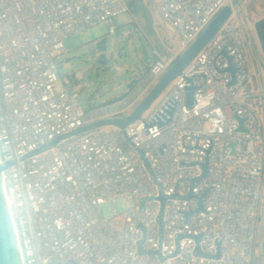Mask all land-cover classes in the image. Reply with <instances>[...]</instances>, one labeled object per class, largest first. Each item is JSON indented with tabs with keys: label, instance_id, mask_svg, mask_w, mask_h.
<instances>
[{
	"label": "built area",
	"instance_id": "built-area-1",
	"mask_svg": "<svg viewBox=\"0 0 264 264\" xmlns=\"http://www.w3.org/2000/svg\"><path fill=\"white\" fill-rule=\"evenodd\" d=\"M158 4L183 49L222 7L231 15L147 116L67 136L129 114L178 55L137 69L122 100H89L86 110L85 74L59 72L64 41L99 24L115 34L128 1L0 0V164L12 162L2 178L22 264H262L264 53L255 24L235 0ZM121 194L125 214L102 217L99 207Z\"/></svg>",
	"mask_w": 264,
	"mask_h": 264
},
{
	"label": "rangeland",
	"instance_id": "rangeland-1",
	"mask_svg": "<svg viewBox=\"0 0 264 264\" xmlns=\"http://www.w3.org/2000/svg\"><path fill=\"white\" fill-rule=\"evenodd\" d=\"M127 1L131 3L133 17L129 13L118 16L115 19V25L118 27L115 34H108V26L99 24L64 41L65 52L59 60L61 62L59 72L65 75L82 71L85 74L79 83L82 88L79 101L83 103L86 110L90 108L89 100L93 106H99L126 93L127 85L135 78L137 69L146 68V55L149 63L152 64L156 56L155 50L161 57L166 56L168 52L180 55L185 51L175 34L165 27V21L160 15L156 0ZM243 7L251 13L254 23L264 16V0L250 2L247 0L243 3ZM253 33L256 44L262 51L264 25L260 23L258 27H253ZM101 40H106L105 54L108 60L106 68H109L107 71H103V67L98 63L100 53L96 51V44ZM67 59L70 60L67 62ZM172 85L173 83L155 99L144 116H147L159 104ZM71 86L74 87V84L71 83ZM57 87L62 89V82L58 83ZM113 208L118 213L125 214L127 208L125 195L117 196L113 205L110 202L102 204L99 207V213L102 217L109 218Z\"/></svg>",
	"mask_w": 264,
	"mask_h": 264
},
{
	"label": "water",
	"instance_id": "water-1",
	"mask_svg": "<svg viewBox=\"0 0 264 264\" xmlns=\"http://www.w3.org/2000/svg\"><path fill=\"white\" fill-rule=\"evenodd\" d=\"M159 2V0H156ZM239 4L245 3L247 0H235ZM231 15V8L229 5H226L222 7L219 11V13L213 18V20L207 25V27L199 34V36L191 43L189 47L185 49L183 53H181L173 63H171L168 70L160 77L157 82L154 84V86L151 88L149 93L145 95V97L142 99L140 103L136 105V107L131 111L129 114L121 116V117H115V118H109L104 119L100 121H96L92 124H88L82 128H79L77 130L72 131L69 135H79L83 132L93 130L98 127H117L120 129H125L130 124H133L134 122L141 120L143 114L150 108L152 103L155 101V99L160 96L165 89L178 77L182 74L183 70L187 67V65L195 58V56L206 46L210 40L216 35V33L220 30V28L223 26V24L228 20V18ZM165 21V20H164ZM264 25V18L257 20L255 22V28L258 27L259 24ZM165 27L168 31H170L172 34H174V29L172 28L171 24L168 21H165ZM176 37V36H175ZM106 42V40H105ZM263 46H264V40H263ZM262 46V47H263ZM105 48H99L97 46L98 51H102ZM264 53V49H262ZM160 57L156 55L154 57V61L159 60ZM70 59H67L68 62ZM231 60V58H229ZM98 63L101 67H103V71H107L109 68H106L108 64L107 56L105 53H100ZM145 63H149V58L146 55L145 57ZM232 74L235 73V69L233 67H230L229 69ZM137 79H134L129 82L127 85V89L133 88V85L137 82ZM194 91L195 89L193 87L188 88V98L187 103L188 105H192L194 102ZM127 93H124L122 96L117 97L107 103H104L103 105L112 104L115 102H118L124 98V96ZM236 118L239 120L240 126L238 128L239 131H243V123L245 121V118H242L238 115H236ZM58 140L48 144L45 147H42L41 149L31 153V154H38L40 152H43L45 150H48L51 148ZM12 165V162H6L3 165L0 164V264H22L21 260V254L19 250L17 235L15 232L14 224L9 212V208L7 205L6 197H5V189L3 184V178H2V171L9 166ZM148 165V164H147ZM149 166V165H148ZM204 167V173L201 178L206 177L207 174V163L203 164ZM192 195H190L188 198H191ZM163 204L165 203L166 197L163 195L160 197ZM205 198V195H203L200 198V206L199 210L203 208V200ZM160 223L162 224V213L160 215ZM140 252H143L142 249H140Z\"/></svg>",
	"mask_w": 264,
	"mask_h": 264
},
{
	"label": "flooded vegetation",
	"instance_id": "flooded-vegetation-1",
	"mask_svg": "<svg viewBox=\"0 0 264 264\" xmlns=\"http://www.w3.org/2000/svg\"><path fill=\"white\" fill-rule=\"evenodd\" d=\"M262 18H264V16H262ZM105 45H106L105 40L98 41L97 44H96V51L99 52V53H105V49L102 50V51H98V50H97V46H98L99 48H105ZM159 57H160V56H159ZM149 64H150V63H148L146 67H148Z\"/></svg>",
	"mask_w": 264,
	"mask_h": 264
},
{
	"label": "crops",
	"instance_id": "crops-1",
	"mask_svg": "<svg viewBox=\"0 0 264 264\" xmlns=\"http://www.w3.org/2000/svg\"><path fill=\"white\" fill-rule=\"evenodd\" d=\"M251 14V13H250ZM252 19V18H251ZM262 19V18H260ZM262 264H264V236H263V240H262Z\"/></svg>",
	"mask_w": 264,
	"mask_h": 264
},
{
	"label": "trees",
	"instance_id": "trees-1",
	"mask_svg": "<svg viewBox=\"0 0 264 264\" xmlns=\"http://www.w3.org/2000/svg\"><path fill=\"white\" fill-rule=\"evenodd\" d=\"M129 3V5H130V7H131V3L130 2H128ZM131 9H132V7H131ZM132 17H133V12H131V13H129ZM179 56V55H178ZM177 56V57H178Z\"/></svg>",
	"mask_w": 264,
	"mask_h": 264
}]
</instances>
